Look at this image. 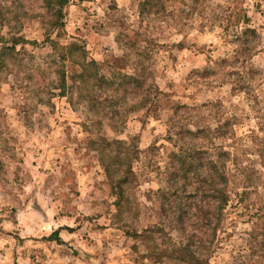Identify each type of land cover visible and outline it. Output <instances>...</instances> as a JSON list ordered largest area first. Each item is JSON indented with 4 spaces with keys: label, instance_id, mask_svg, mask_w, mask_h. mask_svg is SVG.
<instances>
[{
    "label": "rangeland",
    "instance_id": "rangeland-1",
    "mask_svg": "<svg viewBox=\"0 0 264 264\" xmlns=\"http://www.w3.org/2000/svg\"><path fill=\"white\" fill-rule=\"evenodd\" d=\"M142 1L65 0L51 27L43 0H0V40H26L0 56V264H264V0ZM69 43L140 87L60 92Z\"/></svg>",
    "mask_w": 264,
    "mask_h": 264
},
{
    "label": "trees",
    "instance_id": "trees-1",
    "mask_svg": "<svg viewBox=\"0 0 264 264\" xmlns=\"http://www.w3.org/2000/svg\"><path fill=\"white\" fill-rule=\"evenodd\" d=\"M46 8L51 11V15H52V19H51V27H55V26H60L62 24V16H61V7L64 4L65 0H43ZM162 0H144L141 2V5L143 7V5H145L146 3H153V4H157L161 3ZM154 6V5H152ZM158 7V6H156ZM246 20V19H245ZM246 22V21H245ZM252 33V34H248V33ZM243 34V43L245 44V47L243 48V51L245 53L249 52V50H251V40L250 37L255 36L256 30L254 29H248L246 28L244 31H242ZM26 42V40L22 37V36H13L11 37L10 40H6V39H1L0 40V56L2 55L3 52H5L6 54L9 53L10 55H15L18 54L19 51L16 49L17 45L19 43H24ZM56 45V44H55ZM80 46H75V43H69L67 45H56L54 49L60 48V49H65V53H63L60 56V59L65 58V62L66 61H70L71 66L68 67L70 69V73H67V70H62L60 71V76H59V81L60 86L57 87L58 90H60V92H64L67 90V88H72L73 86L77 87V91L79 92L81 89L85 88L86 92L91 90V88H105L108 87V89H110V91H112L110 86H113V84L115 83L114 79L121 76V78H125V81L128 82H134L136 83L134 85V89L139 88L140 87V83L138 81V77H136L134 75V73H127L125 71H114L112 73V76H105V75H101L99 73V66L98 63L94 60H88L86 55L84 53H81L79 56L75 59H70L68 57V54L72 53V51H76ZM253 50V49H252ZM142 53L148 54L147 50L144 49L141 51ZM149 52H150V48H149ZM82 60V61H81ZM145 70V67L143 68ZM141 77H144L143 74H141ZM67 79H69V81H71V84H67ZM153 91V90H151ZM96 92H94V94L90 97L88 95H86L87 98H85L86 100L89 101V103L91 104V106L94 105V102L97 101V99H101L107 103H110L109 106H112L115 103H112V101L114 100L112 96H105L103 98H101V95H96ZM155 92H158V89H155ZM143 97H145V94L143 95ZM84 100V101H86ZM147 101L142 98V101H134L131 104V110H135V108H138L140 106H145V104ZM156 105L158 104L157 102L155 103ZM203 107H205L203 104L200 106H195V107H187L185 106V109H189V113H192V111H197L198 109H202ZM197 113V112H196ZM198 114V113H197ZM199 116V114H198ZM200 117V116H199ZM200 120V119H197ZM194 130L193 129H186L185 132L187 131L190 135H192V137L194 139H198V138H202V134H204L206 131H209V125L207 122H204V125H200L199 123H192ZM179 134H181V131H179ZM107 143V142H106ZM109 143H114L118 146V148H121V140L119 139H112L109 141ZM182 151H187V152H192L190 148L185 147V148H181ZM203 149L200 148V146H198V148H196L195 153H205V151H202ZM176 155L173 154V159H176ZM195 157V156H194ZM180 161V166L179 168H177L179 170V173H181L183 175V177L186 176V174L191 173V172H197L195 173L196 175L199 173L200 170V166L203 165L201 164L202 162V158H190V159H181L180 157H178V159ZM176 164V163H175ZM178 166V165H177ZM211 166L213 169H216L215 167V163L213 161H211ZM173 173H176V169L173 168ZM227 173H213L212 176H214V182L212 185V189H211V193H210V209L208 211H213L214 215L218 218H215V223L217 224L218 221H220L219 219H221V213L222 210L224 208V206L226 205L227 201H228V194H227V190L223 189L222 186L218 187L217 183H216V179L219 177L224 178V182L226 180L225 175ZM120 181V180H119ZM178 218H180V221H182V209H180V214L178 216ZM209 221V220H208ZM216 228H213L214 232H215ZM54 234V232L52 233Z\"/></svg>",
    "mask_w": 264,
    "mask_h": 264
}]
</instances>
